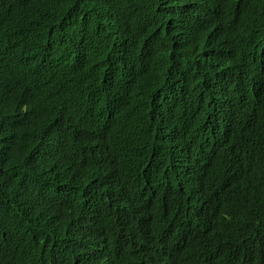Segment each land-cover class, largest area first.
I'll use <instances>...</instances> for the list:
<instances>
[{"label": "trees", "instance_id": "obj_1", "mask_svg": "<svg viewBox=\"0 0 264 264\" xmlns=\"http://www.w3.org/2000/svg\"><path fill=\"white\" fill-rule=\"evenodd\" d=\"M129 3L0 0V115L15 150L0 168V264H50L37 248L47 197L60 201L52 220L66 221L76 208H93L92 197L62 185L55 192L57 180L79 188L98 174L109 187L132 190L124 212L101 221L99 243L111 264H264V131L237 122L231 142L207 160L196 197L143 183L124 151L135 149L133 116L155 84L150 49L137 38L150 8L131 14ZM243 15L264 28V0ZM116 81L126 86L121 97L111 92ZM89 108L103 109L116 126L107 129L111 147L98 142L88 168H79L77 136L52 141L49 131ZM103 128L98 119L87 125L83 156L88 136ZM26 177L37 186H24Z\"/></svg>", "mask_w": 264, "mask_h": 264}, {"label": "clouds", "instance_id": "obj_2", "mask_svg": "<svg viewBox=\"0 0 264 264\" xmlns=\"http://www.w3.org/2000/svg\"><path fill=\"white\" fill-rule=\"evenodd\" d=\"M261 1L130 0L131 14L150 8L137 38L150 49L155 84L133 116L135 129L128 145L135 149L124 150L138 162L143 183L164 184L196 197L207 160L231 142L237 122L264 131V28L243 15L251 2ZM104 86L110 87L108 82ZM125 89L119 81L111 86L114 96L121 97ZM97 119L104 128L88 136L91 148L83 156L85 129ZM115 126L103 109L89 108L64 116L49 136L60 141L76 135L78 167L88 168L98 142L111 147L107 129ZM5 129L0 115V168L15 156ZM37 183L27 177L23 181L29 188ZM61 185L63 190L79 189L81 198L91 196L93 208H76L66 221H53L60 201L55 195L47 197V226L37 246L41 255L53 259L50 264H111L99 243L104 234L101 221L120 216L132 190L109 187L99 174L79 188L57 180L54 191Z\"/></svg>", "mask_w": 264, "mask_h": 264}, {"label": "bare ground", "instance_id": "obj_3", "mask_svg": "<svg viewBox=\"0 0 264 264\" xmlns=\"http://www.w3.org/2000/svg\"><path fill=\"white\" fill-rule=\"evenodd\" d=\"M69 141V140H68ZM100 175V174H99ZM47 182V181H46Z\"/></svg>", "mask_w": 264, "mask_h": 264}]
</instances>
